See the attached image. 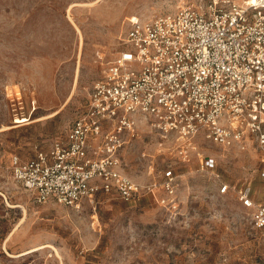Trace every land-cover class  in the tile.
<instances>
[{
    "label": "rangeland",
    "instance_id": "374dc122",
    "mask_svg": "<svg viewBox=\"0 0 264 264\" xmlns=\"http://www.w3.org/2000/svg\"><path fill=\"white\" fill-rule=\"evenodd\" d=\"M209 1L0 0V264H264V230L233 190L221 194L216 176L199 171L212 159L224 182L251 187L264 203V153L255 145L224 149L201 135L183 162L176 143L140 124L124 171L142 185L169 169L182 174L174 212L153 197L37 203L12 174L14 156L32 158L68 134L124 49L131 19Z\"/></svg>",
    "mask_w": 264,
    "mask_h": 264
},
{
    "label": "built area",
    "instance_id": "2783aa9c",
    "mask_svg": "<svg viewBox=\"0 0 264 264\" xmlns=\"http://www.w3.org/2000/svg\"><path fill=\"white\" fill-rule=\"evenodd\" d=\"M142 123L176 143L183 162L201 135L224 149L255 145L264 153V0H210L131 19L124 49L68 134L32 158L14 156L13 178L37 203L78 208L98 196L135 205L153 197L174 212L182 174L169 169L160 182L142 185L124 171L123 151ZM215 168L210 159L199 171L216 176L221 194L233 190L254 229L264 230V203L249 186L232 188Z\"/></svg>",
    "mask_w": 264,
    "mask_h": 264
},
{
    "label": "bare ground",
    "instance_id": "6f19581e",
    "mask_svg": "<svg viewBox=\"0 0 264 264\" xmlns=\"http://www.w3.org/2000/svg\"><path fill=\"white\" fill-rule=\"evenodd\" d=\"M253 2H255V1H253Z\"/></svg>",
    "mask_w": 264,
    "mask_h": 264
},
{
    "label": "crops",
    "instance_id": "0c3cea01",
    "mask_svg": "<svg viewBox=\"0 0 264 264\" xmlns=\"http://www.w3.org/2000/svg\"><path fill=\"white\" fill-rule=\"evenodd\" d=\"M162 191V190H161ZM160 192V191H159Z\"/></svg>",
    "mask_w": 264,
    "mask_h": 264
}]
</instances>
